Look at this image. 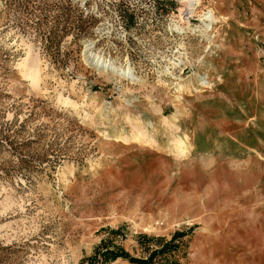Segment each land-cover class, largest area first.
<instances>
[{"label":"rangeland","instance_id":"1","mask_svg":"<svg viewBox=\"0 0 264 264\" xmlns=\"http://www.w3.org/2000/svg\"><path fill=\"white\" fill-rule=\"evenodd\" d=\"M185 1L0 0V264H264V0Z\"/></svg>","mask_w":264,"mask_h":264},{"label":"bare ground","instance_id":"2","mask_svg":"<svg viewBox=\"0 0 264 264\" xmlns=\"http://www.w3.org/2000/svg\"><path fill=\"white\" fill-rule=\"evenodd\" d=\"M204 0H188L185 1V5H186V10H183V14L187 11H190V15H194V11H196V8L194 9V7L196 6V4L200 5L202 4ZM211 12V11H210ZM208 12V13H210ZM208 13L204 14L202 17V21H206L209 22L207 25H205L203 27L202 33L205 35V33L208 32L209 27H211L213 24L218 22V17H215L213 14L211 16H208ZM212 17V19H211ZM182 21H184V18H180ZM98 62H96L95 66L97 67ZM173 65L177 66L176 63H174ZM178 67V66H177ZM112 73H114V71H111ZM117 73V75H121V76H125L127 73V70H120L119 72H115ZM168 75H170V77H173L174 74L172 71H170L168 73ZM22 76H24L27 80H30L33 84L35 83V80L38 79L40 77L39 74L37 73H31V72H24L22 73ZM206 76V75H204ZM207 77V76H206ZM39 80V79H38ZM136 83H141L142 80L140 79H136L135 80ZM169 83L163 81L162 85L163 87H166ZM209 84V81H207L204 77L201 78L198 82L197 85L192 86L191 82H188V80L186 81V83L184 81L179 82L177 84L174 85V92L171 93V96L169 95V100L173 101V105L175 107V112H171L170 114L162 117V119L160 120V122H154V121H149V122H143L141 120H139V118H137L135 120V126L141 130L135 133H131V134H127V133H123V132H117L116 134H113V139L114 141H123L126 143H143V142H147L149 144H152L153 140L155 139V136H153L152 134H150L149 129H154L156 125H158L157 127H159L158 129L160 130H165L167 132L168 129H172L173 127H177L178 123L180 122V119L182 118L181 113L183 112V109L185 107V103H184V96H181V94H201L202 91L207 87V85ZM64 103L67 106H76V104L71 101L70 99H66L64 101ZM162 110V109H160ZM160 110H157L155 112H160ZM103 110L101 107H97L96 108V112L97 113H101ZM123 118L127 119L130 116H132L131 113L126 112L123 115ZM126 122V121H125ZM134 126V124H133ZM136 128V129H137ZM157 129V130H158ZM172 131V130H171ZM156 132V131H154ZM160 132V131H159ZM173 133V132H172ZM154 134V133H153ZM171 140H169L167 146H166V151H171V152H175L177 154H179L181 156V158H187L190 155V151H191V147H190V136L189 135H185V136H173Z\"/></svg>","mask_w":264,"mask_h":264}]
</instances>
